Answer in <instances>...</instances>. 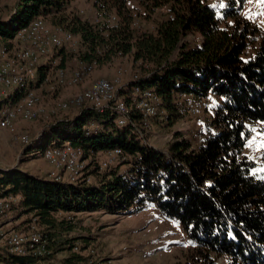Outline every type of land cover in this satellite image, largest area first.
Masks as SVG:
<instances>
[{
  "label": "trees",
  "instance_id": "1",
  "mask_svg": "<svg viewBox=\"0 0 264 264\" xmlns=\"http://www.w3.org/2000/svg\"><path fill=\"white\" fill-rule=\"evenodd\" d=\"M74 1L17 0L10 17L0 18V40L6 43L35 19L50 17L80 37L77 55L85 62L131 55L135 68L148 70L138 85L162 96L170 119L178 114L179 94L212 93L220 107L196 147L177 138L167 153L148 146L131 125L119 127L114 112L79 108L46 127L28 154L64 142L93 157L120 148L131 156L128 170L107 171L100 184L0 170V196H22L18 213L40 219L51 240L50 257L70 251L67 264L79 258L72 254L76 241L64 237L76 227L56 215H128L151 204L183 226L193 247L192 264H217L218 258L226 264H264V180L246 151L249 126L264 123V36L241 15L247 0H230L221 11L203 0H137L149 17L163 5L172 15L157 20L154 33L141 34L133 27L132 0H94L95 19L68 14ZM112 16L118 27L111 26ZM191 33L201 34L203 43H183ZM46 76L41 69L40 82ZM129 84L128 89L135 85Z\"/></svg>",
  "mask_w": 264,
  "mask_h": 264
},
{
  "label": "built area",
  "instance_id": "2",
  "mask_svg": "<svg viewBox=\"0 0 264 264\" xmlns=\"http://www.w3.org/2000/svg\"><path fill=\"white\" fill-rule=\"evenodd\" d=\"M4 0H0V13ZM157 11L163 13L166 19H171L169 5H163ZM111 26L118 27L115 16L111 17ZM133 27L141 31V16L133 12ZM203 36L191 33L183 39V43L201 45ZM81 39L62 26L51 25L45 18L39 17L28 26L19 29L14 38L6 43L0 40V130L8 131L15 142L24 146L31 144L27 134L18 132L19 123H32L39 120H50L53 115L90 106L99 113L112 111L117 115L119 127L131 125L135 131L153 133V121L170 120L162 96L154 88L138 85L143 77L137 71L132 73L131 83L135 85L128 89L125 79L129 71L125 67L117 69L110 78H101L91 82V85L70 95L67 99L57 98L53 107L43 103L37 85L48 86L50 93L60 89L78 86L83 79L92 74L100 65L98 60L85 62L77 55ZM60 51L70 54L72 66H64ZM121 55V54H120ZM126 57L132 59L131 55ZM141 63H139L140 65ZM47 70V76L40 82V70ZM148 76V75H147ZM39 86V87H40ZM221 101L214 94L205 96L179 94L175 107L180 115L186 114L192 119L208 118L210 121L220 107ZM92 125L90 128L93 129ZM201 137L205 133L204 125H199ZM251 146H248V145ZM247 154L252 161L260 157V149L256 142L250 141ZM32 157H42L50 166L49 178L58 182L76 184L82 180L90 182L86 177L89 161L93 153L87 154L85 149L71 142L51 146L43 151L30 153ZM100 171H111L129 163L131 156L122 149L108 150L95 155ZM22 196L7 194L0 196V264H67L55 261L50 256L51 240L34 215L17 218L21 210ZM70 216V213H60ZM72 254L79 257L68 264H113L111 259L102 257L95 246L85 247L77 241ZM20 260H25L21 263Z\"/></svg>",
  "mask_w": 264,
  "mask_h": 264
},
{
  "label": "rangeland",
  "instance_id": "3",
  "mask_svg": "<svg viewBox=\"0 0 264 264\" xmlns=\"http://www.w3.org/2000/svg\"><path fill=\"white\" fill-rule=\"evenodd\" d=\"M16 0H4L3 10L0 18L8 19L15 8ZM217 11L224 9L230 0H203ZM94 0H75L68 14H77L87 19H95L96 11L93 7ZM130 6L141 16V31L154 33L157 20L164 18V14L156 11L151 17L146 15L145 9L136 0L130 2ZM242 17L256 24L264 36V0H247L241 11ZM46 21L54 25L51 18ZM198 46V45H196ZM65 61L71 57L65 51H60ZM67 58V59H66ZM65 66V62H63ZM125 67L129 74L125 81H129L132 73L139 72L142 77L148 73L147 69L135 68L132 59L123 56L108 60L100 64L95 71L86 76L83 81L71 90H58L55 94H41L42 101L49 107L55 103L57 98L67 99L70 95L87 88L86 83L91 79L109 78L115 74L117 69ZM104 74H100V73ZM99 73V75H98ZM97 75V76H96ZM93 76H95L93 78ZM40 83L37 85L38 88ZM72 88V87H71ZM51 94V95H50ZM72 107L70 115L76 111ZM68 112V111H66ZM65 112L53 115L50 120H39L32 123H19L18 132L27 134L31 143L44 132L46 127L57 119L64 117ZM208 118L192 119L188 115L177 114L168 122L162 119L153 121V133H143V141L157 150L167 153L171 144L177 138L185 139L193 143L196 147L201 140L198 133L199 125L207 127ZM251 130L250 141L258 144L260 157L257 159L259 166V176L264 180V123H255L249 126ZM30 148L21 143L15 142L8 131H0V170L9 171L18 169L25 173L39 177H48V163L42 157H32L28 152ZM99 157H93L88 164L86 177H90L91 184H100L105 171H100L97 161ZM128 164L120 172L128 170ZM122 166L116 169L120 170ZM50 167V166H49ZM20 215V216H19ZM32 215V214H30ZM30 215H26L30 217ZM17 218H21L22 213H17ZM59 220L73 221L75 230L67 234V240L73 239L87 246H95L98 253L107 259H111L113 264H192L193 247L189 236L183 226L177 220L170 219L162 214L157 205L151 204L146 209L135 214L120 215L111 214L106 211L95 213L71 214L70 216L56 215ZM62 237V238H64ZM62 239V240H66ZM70 251L58 253L54 260L65 262L70 256ZM217 264H226L224 258H218Z\"/></svg>",
  "mask_w": 264,
  "mask_h": 264
},
{
  "label": "crops",
  "instance_id": "4",
  "mask_svg": "<svg viewBox=\"0 0 264 264\" xmlns=\"http://www.w3.org/2000/svg\"><path fill=\"white\" fill-rule=\"evenodd\" d=\"M16 2H17V0L15 1V4H16ZM191 47H195L196 45H192V44H189ZM72 64H73V61L71 62V61H69V59H67L66 61H65V65L66 66H68V65H71L72 66ZM100 74H104L103 72L102 73H100ZM98 75H99V73H98ZM97 76V75H96ZM113 76V74H111L110 76H109V78L110 77H112ZM95 76H93V78H94ZM95 80H97V79H95ZM92 81H94V79H91L89 82H87L86 83V85H87V88L91 85V82ZM131 82V79L129 80V81H127L126 83H130ZM74 87H72V88H67V90H71V89H73ZM62 90H64V89H61V91ZM38 92L39 93H41V94H44V93H46V94H49L50 93V89H49V87L46 85V86H40V88L38 89ZM51 94H54V93H51ZM50 94V95H51ZM75 109V108H74ZM77 112V108H76V111H74L73 112V114L72 115H74L75 113ZM69 113V111L68 112H65V114H64V117H66V116H70V114H68ZM61 118H63V116H61ZM19 130V129H18ZM0 131H3V130H0ZM128 166V165H127ZM124 167H126V166H122L121 168H120V171H121V169H123ZM50 170H51V168L48 166L47 167V172H50ZM60 215V214H59Z\"/></svg>",
  "mask_w": 264,
  "mask_h": 264
},
{
  "label": "snow or ice",
  "instance_id": "5",
  "mask_svg": "<svg viewBox=\"0 0 264 264\" xmlns=\"http://www.w3.org/2000/svg\"><path fill=\"white\" fill-rule=\"evenodd\" d=\"M241 136H243V133H241ZM248 146H251L250 144Z\"/></svg>",
  "mask_w": 264,
  "mask_h": 264
}]
</instances>
